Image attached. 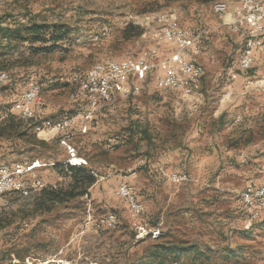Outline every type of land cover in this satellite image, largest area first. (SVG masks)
<instances>
[{
  "label": "rangeland",
  "instance_id": "374dc122",
  "mask_svg": "<svg viewBox=\"0 0 264 264\" xmlns=\"http://www.w3.org/2000/svg\"><path fill=\"white\" fill-rule=\"evenodd\" d=\"M217 1L0 0L1 27L38 22L66 32L53 46L33 43L26 29L10 36L0 30V71L9 74L0 87V114L18 113L17 100L34 78L45 116L74 117L85 108L70 96L74 74L137 55L153 44L143 34L156 20L209 30L201 42L199 107H177L176 95L148 75L138 81L139 94L97 113L86 132L83 121L74 120L68 131L77 150L72 163H82L95 183L87 185L66 164L63 134L33 129L45 145L26 146L27 152L19 144L9 156L0 151V163L43 164L34 170L42 187L29 184L25 192L0 197V264H264V218L245 223L236 203L247 183L264 182V51L255 54L250 89L245 73L229 77L247 36L215 11ZM129 167L137 173L130 181L136 199L145 206L138 216L115 194ZM180 171L190 179H169ZM108 212L118 216L113 227L100 222ZM162 249L165 256H156Z\"/></svg>",
  "mask_w": 264,
  "mask_h": 264
},
{
  "label": "built area",
  "instance_id": "2783aa9c",
  "mask_svg": "<svg viewBox=\"0 0 264 264\" xmlns=\"http://www.w3.org/2000/svg\"><path fill=\"white\" fill-rule=\"evenodd\" d=\"M237 1L238 5H232L229 0L218 1L215 10L224 17L231 15L227 24L231 25L234 32L246 30L245 49L237 61V69L229 71V77L233 80L241 73H247L254 64L255 54L264 51V0ZM148 35L153 44L143 48L137 55L97 62L93 71H86L84 75L74 74L73 101L85 103V108L74 117L44 116L39 111L44 102H41L40 87L34 78L28 81L27 89L17 100V115L27 122L33 121L37 133L63 134L62 139H67V149L70 153L66 163L81 165L82 163H72V159L77 158V150L75 146L69 145V138L73 135L68 131L72 128L74 120L83 121L81 132H86L95 126L97 113L114 106L120 99L139 94L141 85L138 81L146 79L148 75L159 89L186 97H191L192 94L201 95L199 89L205 75V66L199 61V56L204 32L186 27L179 21L165 23L164 18L156 20V25L144 33L143 37ZM164 49L166 54H163ZM8 79L9 74L0 71V87ZM251 85L253 81L247 79V86ZM39 163V160L0 163V197L13 191L25 192L29 184L35 189L42 187L43 182L37 171H30V164ZM132 171V168L128 169L129 173H133ZM168 177L176 183L190 179L183 171L172 173ZM115 194L126 199L133 215L138 216L145 211V206L136 199L129 181H122L115 188ZM236 203L241 208V217L245 223L250 224L264 218V182L247 183L236 195ZM117 221L115 212H108L100 219L101 224L107 227L115 226ZM142 228L144 229L143 226Z\"/></svg>",
  "mask_w": 264,
  "mask_h": 264
},
{
  "label": "trees",
  "instance_id": "16d2710c",
  "mask_svg": "<svg viewBox=\"0 0 264 264\" xmlns=\"http://www.w3.org/2000/svg\"><path fill=\"white\" fill-rule=\"evenodd\" d=\"M26 29L30 32V39L33 43H37L42 41L44 44L48 42H53V46H57L58 40L63 38L62 34H65V29L63 26L57 24H48V23H38L33 22V24H26L23 27H18L17 29H12L11 27H1L0 23V30H3V36H10V35H19L23 30ZM55 34H58L57 37ZM252 68V67H251ZM250 68V70H251ZM33 121H25L17 114L13 113L7 114L5 119L0 120V140L10 139L13 137L15 140H22L25 141V145L23 146L22 150L27 151L28 149H33L38 145H45V142H39L36 138V135L32 132L34 129ZM26 146L28 149H26ZM70 170L75 174H82V180L85 181L87 185L93 184L96 182V177L86 168L82 166H78L79 164L69 165L66 163ZM58 165V163H55ZM181 250H187L189 247L187 246H180ZM166 254V249H162L155 253L156 256L164 257Z\"/></svg>",
  "mask_w": 264,
  "mask_h": 264
},
{
  "label": "crops",
  "instance_id": "0c3cea01",
  "mask_svg": "<svg viewBox=\"0 0 264 264\" xmlns=\"http://www.w3.org/2000/svg\"><path fill=\"white\" fill-rule=\"evenodd\" d=\"M227 18H229L228 21H230L231 20V15H228ZM197 31L204 32V36L205 37L207 36V33L209 32V30H207V29H202V30H197ZM204 36H203V38H204ZM200 58H201V55L199 56V61L202 63ZM202 64L204 65V63H202ZM247 73L248 74H246V73L244 74V83H245L244 87L246 89H250V86H247V79L251 78V76L249 75L250 74V70ZM239 78H241V76H239L235 80H238ZM199 90L201 91V95L200 94H192L191 95V96H197V97H186L184 95L174 93L176 95L175 105L177 107L181 106V107H187V108H197V107H199L200 104L202 103V100H203V97H204L203 79H202V82H201ZM247 91L248 90H245L244 92H247ZM44 104H45V101H44ZM39 111L45 116L47 111H48V109L45 108L44 106H42L41 108H39ZM7 114L8 113H2L0 115H1L2 118H5V117H7ZM19 144L24 146L25 145V141L18 140V139L15 140L13 137H11L10 139L0 140V151L2 152L1 154L9 156L10 153H15V150H17ZM22 148L23 147H21V149ZM129 168H131V167H129ZM132 172L133 173L125 172V175H120L121 177H120V182L119 183H121L122 181H126V180L130 182L134 177H136L137 173H136L135 169H133ZM126 174H128V175H126ZM241 219H242V217H241Z\"/></svg>",
  "mask_w": 264,
  "mask_h": 264
},
{
  "label": "bare ground",
  "instance_id": "6f19581e",
  "mask_svg": "<svg viewBox=\"0 0 264 264\" xmlns=\"http://www.w3.org/2000/svg\"><path fill=\"white\" fill-rule=\"evenodd\" d=\"M217 4H218V1L215 2V4H214V9H215V10L217 9ZM93 68H94V65L91 66L87 71H93ZM70 96H71V98L73 99V97L75 96V89L71 92ZM70 139H71V138H69V141H70ZM61 142H62L64 145L67 146V139H62ZM69 145H71L70 142H69ZM71 146H72V145H71ZM39 166H43V164H42V163H39V164H30V171H34V170H35L37 167H39Z\"/></svg>",
  "mask_w": 264,
  "mask_h": 264
}]
</instances>
